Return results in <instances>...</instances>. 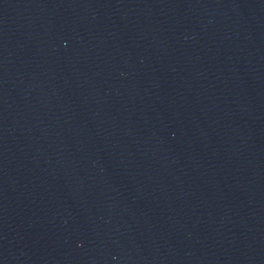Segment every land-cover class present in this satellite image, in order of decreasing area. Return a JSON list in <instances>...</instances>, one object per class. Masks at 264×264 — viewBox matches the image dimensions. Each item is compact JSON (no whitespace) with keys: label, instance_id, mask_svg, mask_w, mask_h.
Returning a JSON list of instances; mask_svg holds the SVG:
<instances>
[{"label":"water","instance_id":"obj_1","mask_svg":"<svg viewBox=\"0 0 264 264\" xmlns=\"http://www.w3.org/2000/svg\"><path fill=\"white\" fill-rule=\"evenodd\" d=\"M0 264H264V0H0Z\"/></svg>","mask_w":264,"mask_h":264}]
</instances>
